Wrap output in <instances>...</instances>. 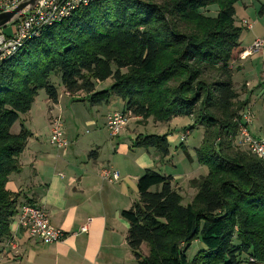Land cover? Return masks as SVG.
<instances>
[{
	"label": "trees",
	"instance_id": "16d2710c",
	"mask_svg": "<svg viewBox=\"0 0 264 264\" xmlns=\"http://www.w3.org/2000/svg\"><path fill=\"white\" fill-rule=\"evenodd\" d=\"M238 1L90 2L44 27L3 60L0 238L9 236L20 208L22 192L8 190L6 183L20 171L19 156L31 136L22 125L16 133L11 128L29 112L41 89L49 102L58 101V89L49 82L58 73L64 91L84 94L90 106L119 98L120 112L130 111L143 121L182 116L191 120L188 129H203L194 152L207 173L189 181L195 189L191 201L183 203L172 176L146 169L137 181V200L121 211L135 264H240L244 256L245 264L264 262V164L234 141L248 108L239 100L230 66L244 25L235 23ZM257 14L264 16V3ZM108 79L111 84L96 88ZM168 131L138 134L134 146L154 148L165 157ZM194 240L203 248L188 258Z\"/></svg>",
	"mask_w": 264,
	"mask_h": 264
},
{
	"label": "crops",
	"instance_id": "0c3cea01",
	"mask_svg": "<svg viewBox=\"0 0 264 264\" xmlns=\"http://www.w3.org/2000/svg\"><path fill=\"white\" fill-rule=\"evenodd\" d=\"M244 1L245 6L254 7L252 2ZM260 3L264 1H258V6ZM235 23L240 26L236 20ZM241 28L239 43L230 63L232 80L239 100L246 101V108L254 112L250 125L252 131L249 130L251 135L256 136L254 131H257V136L261 137L264 134V110L258 106L259 99L251 100L250 96L256 90L260 91L258 97L264 95V50L252 53L249 47L255 38L264 37V33H253L252 38L243 44L245 28L252 27ZM103 83L96 88H103ZM57 89L58 101L55 104L49 102L44 93L23 116L20 127L22 125L28 129L31 136L19 156L20 171L9 175L6 188L22 192L17 201L18 207L26 203L42 205L51 223L65 230L67 235L61 242L41 243L18 227L16 214L10 224L9 236L0 238V264H135L126 240L129 224L120 213L137 200L139 177L162 159L156 150L150 155L154 148L134 146L135 137L141 134L134 133L137 126L132 121L137 117L128 119L118 136L109 134L105 117L111 112L123 110L121 99L112 98L108 104L94 105L88 109V115L92 111L102 112L100 126L94 118L80 113L81 106H86L84 94L69 95L61 84ZM74 98L77 100H72ZM63 103L65 113L74 122V126L69 128L63 121L64 135L68 141L65 152L49 143L50 120L55 116L62 118ZM102 105L107 108L100 109ZM81 118L94 128L89 135L80 137L75 123ZM185 119L183 125L187 126L191 120ZM168 132L169 142L179 136L178 133ZM190 157L193 158L191 154ZM198 168L200 174L205 175L202 168ZM102 169L117 171L119 178L112 182L103 179L100 176ZM190 171L186 176L191 175ZM170 176L175 187L182 188L179 182L182 174ZM194 178L198 177H188L189 180ZM86 222L88 231L79 232V227Z\"/></svg>",
	"mask_w": 264,
	"mask_h": 264
},
{
	"label": "built area",
	"instance_id": "2783aa9c",
	"mask_svg": "<svg viewBox=\"0 0 264 264\" xmlns=\"http://www.w3.org/2000/svg\"><path fill=\"white\" fill-rule=\"evenodd\" d=\"M20 0H0V12L16 5ZM98 0H39L28 14L23 16L13 27V34L6 35L0 29V63L13 56L31 37L38 36L40 31L54 23L70 17L76 9ZM242 24L251 28L252 24L246 20ZM264 48V38H255L249 47V51L257 53ZM132 116L130 111H115L106 115L105 126L111 136H118L127 125ZM253 112L245 109L239 119L235 135V144L256 155L264 164V134L261 137H253L248 126L252 124ZM188 132L181 136L184 139ZM49 143L65 152L68 141L65 138L63 122L59 117L50 120ZM100 176L109 181L119 178L117 171L102 169ZM89 221V220H87ZM17 224L30 238L36 239L44 244L61 242L67 235L66 231L54 226L47 211L42 205L26 203L17 212ZM88 231V222L79 227V232ZM75 234V233H72ZM248 264H264L250 259Z\"/></svg>",
	"mask_w": 264,
	"mask_h": 264
},
{
	"label": "rangeland",
	"instance_id": "374dc122",
	"mask_svg": "<svg viewBox=\"0 0 264 264\" xmlns=\"http://www.w3.org/2000/svg\"><path fill=\"white\" fill-rule=\"evenodd\" d=\"M258 1H264V0H247V2H252L253 3L252 5L254 7L245 6L244 2H246V1H244V0H240L234 5L235 6V20L237 22H240V25H241V21L243 19H245L247 22L249 21V22L253 23L251 29L245 28V31H244L245 41L243 44H246V42L252 38L253 33H257V32L260 34L264 33V16L259 17V15L257 14ZM205 12L208 14L214 13V12H208V11H205ZM257 20H258V22H257ZM243 26L246 27L245 25H243ZM1 29L6 35H12L13 34L12 25H8V26L1 28ZM260 38H264V37H260ZM262 50H264V48ZM261 51H259V52H261ZM49 82L54 87L59 88V85L61 84L60 75L58 73L52 74L49 77ZM111 82H112V80L108 79L105 83H103L104 84L103 87H107L108 84H111ZM259 92L260 91L256 90V92L250 96V99L251 100H254L255 98L259 99L258 106L261 110H264V95H262V97L261 96L258 97L257 94H259ZM43 95H44V91L41 89L38 92L37 96L35 97V100L37 103H38V100H40ZM248 98H249V96H248ZM72 100L76 101L77 99L74 98ZM71 101H69V102H71ZM90 107L91 106L86 101V106L84 108L81 106L82 109H81L80 113H82L83 115H87L89 117L94 118L96 121H98L99 125L102 126V121H103L102 115H101L102 112L101 111L100 112L92 111V113L88 115L87 111ZM111 107L113 108L114 106H111ZM106 108L107 107L105 105H102V108H100V109L104 110ZM63 109H64V113H62V115H61V117H62L61 120H62V122L65 120L64 123L66 124V127L68 126L69 128H72L74 126V122L70 119L68 114L65 113V109H66L65 103H63ZM22 118H23V115L20 116V119L11 128V131L13 133H16L19 131L20 124L22 123ZM137 118L138 119H136L135 121H132L137 126V128L135 129V132H134L135 134L141 133V134L161 135L169 129H170L169 131H172V132L179 134L178 138H175L174 140L171 139V142H169L170 143L169 154L165 157H163L162 155L159 154V157L162 160H161V162L156 161V164H155L153 169H155L160 174H166V175L182 174L181 178L179 179V182H181L182 188L179 187L178 189H179L181 195L183 196V203H188L189 201H191V199L195 193V191H194L195 189H193V187L190 185V183H189L190 180L188 179V177H190V178H191V176H192V178L194 176L199 177L201 174H200L198 167L202 168V170H203V172H205V174L207 173V168L203 165H199L197 163V161L195 160V152H194V147L198 146L201 142V138L203 135V129L200 127L194 128V129H188L187 127H185L183 125L186 122L185 121L186 117H182V116L176 117L174 120H172L173 119L172 118L167 122H157V121L152 120V118H149V119L143 121L139 117H137ZM23 123H25V121ZM75 124L78 126V133H79L80 137L89 135V132L94 128V125H92V124H85L84 118H81V120L77 121V123H75ZM250 125L248 126V128H249V130L251 129V131H252V127ZM185 128L187 130H189V135L184 136L185 140L184 139L181 140V136L186 132ZM251 131H250V133H251ZM172 134H174V133H172ZM254 135H256L254 137H258L257 131H254ZM239 148H241V147H239ZM184 149L188 150V156L185 154ZM152 152H155V149L150 151V155L152 154ZM190 154L193 156V158L190 157ZM191 168L193 169L192 171H190ZM188 171L191 172V175L186 176ZM182 183H183V185H182ZM201 248H203V245L200 241H198V240L192 241L189 248L186 251V256L188 258H192L193 255ZM141 252L146 255L148 253L147 247L144 246L143 249L141 248ZM244 259L246 260L247 258L244 256ZM245 260L240 264H245Z\"/></svg>",
	"mask_w": 264,
	"mask_h": 264
},
{
	"label": "water",
	"instance_id": "95a60500",
	"mask_svg": "<svg viewBox=\"0 0 264 264\" xmlns=\"http://www.w3.org/2000/svg\"><path fill=\"white\" fill-rule=\"evenodd\" d=\"M39 0H20L16 5L0 12V29L14 25L35 6Z\"/></svg>",
	"mask_w": 264,
	"mask_h": 264
}]
</instances>
